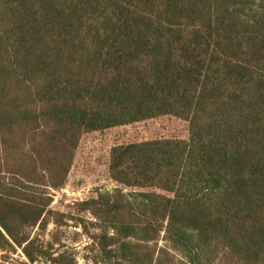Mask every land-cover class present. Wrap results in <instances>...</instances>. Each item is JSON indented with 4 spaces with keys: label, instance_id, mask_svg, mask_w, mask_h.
<instances>
[{
    "label": "trees",
    "instance_id": "trees-1",
    "mask_svg": "<svg viewBox=\"0 0 264 264\" xmlns=\"http://www.w3.org/2000/svg\"><path fill=\"white\" fill-rule=\"evenodd\" d=\"M162 117L188 140L113 147L119 188L53 210L85 135ZM66 221L92 264H264V0H0V262L77 264L39 239Z\"/></svg>",
    "mask_w": 264,
    "mask_h": 264
},
{
    "label": "rangeland",
    "instance_id": "rangeland-1",
    "mask_svg": "<svg viewBox=\"0 0 264 264\" xmlns=\"http://www.w3.org/2000/svg\"><path fill=\"white\" fill-rule=\"evenodd\" d=\"M159 139L188 140L187 123L173 118L162 117L130 126L109 129L100 133L85 135L78 147L74 164L70 171L66 186L59 192H53V210L67 212L68 207L77 202L87 201L96 197L97 193L113 191L119 188L108 177V156L110 150L119 145L138 143ZM126 193L127 190H124ZM85 225L94 232L90 223L94 220L85 216ZM37 228L33 231L36 236ZM57 233L64 250L75 253L77 264H92L88 260L91 253L85 251L89 245V239L83 234L81 226H75L74 222L66 221L63 226L56 228L52 223L48 225L43 234L39 236L41 241H50L51 234ZM57 249V246H56ZM10 263L0 264H26V259L20 251L13 254Z\"/></svg>",
    "mask_w": 264,
    "mask_h": 264
}]
</instances>
